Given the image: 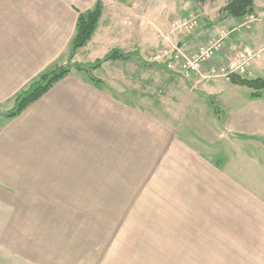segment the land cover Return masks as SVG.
I'll list each match as a JSON object with an SVG mask.
<instances>
[{
    "label": "crops",
    "instance_id": "0c3cea01",
    "mask_svg": "<svg viewBox=\"0 0 264 264\" xmlns=\"http://www.w3.org/2000/svg\"><path fill=\"white\" fill-rule=\"evenodd\" d=\"M101 1L97 29L76 51L72 63H94L87 62V55L99 46H92V41L112 31L106 29L109 23H103L107 5ZM226 2H196L198 28L194 36L182 42L186 48L202 43L220 29L239 25L240 19L218 20ZM94 4L95 0H0V109L8 107L5 113L12 110L16 96L39 74L53 65L66 64L78 13L91 10ZM253 4L254 14L260 18L255 23L259 28L255 29L253 49L264 52V0H253ZM122 12L125 15L114 32L116 49L129 54V59L105 62L93 70L99 83L82 71L72 70L17 117L0 123V264H29V260L55 264L54 258L58 261L69 250H76L66 241L74 240L71 233L74 235L78 216L76 203L102 201L104 170H116L120 177L123 171L127 180L133 179L137 200L147 193L142 199L149 207L163 201V221L149 232L146 245L137 248L151 250L149 257L163 259L165 264H264V197L238 187L232 179L234 173L228 166L224 170L226 163L219 158L221 145L230 151L234 143L231 135L241 133L228 132L219 144L214 131L190 136L180 130L182 126H176L187 111L181 117L164 112L167 117L163 118L141 108V83L136 80L140 61L146 62L141 51L157 49L162 42L157 39L153 19L142 21L134 19L132 11ZM141 26L152 30L138 46L140 41L134 44V34ZM241 43L231 36L223 55L215 61L220 63L249 48ZM262 55L249 67L247 79L264 77ZM142 64L148 76L143 80L146 89L160 91L163 102L173 108L195 102L197 114L207 110L199 92L221 103L227 91L247 88L231 81L200 86L196 78L185 80L162 66L156 68L157 64ZM160 74L163 82L157 84L155 78ZM125 81L126 87L120 86ZM261 99L262 93L251 97L250 103ZM221 105L228 113L229 104ZM229 118L222 117L221 122ZM139 186L143 188L138 190ZM122 200L116 197L117 218ZM45 234L47 242L43 240ZM12 235L21 246L13 247ZM41 244L54 252L40 256L36 249H44ZM13 251L20 259L13 258ZM72 260L65 257L58 264H73Z\"/></svg>",
    "mask_w": 264,
    "mask_h": 264
},
{
    "label": "rangeland",
    "instance_id": "374dc122",
    "mask_svg": "<svg viewBox=\"0 0 264 264\" xmlns=\"http://www.w3.org/2000/svg\"><path fill=\"white\" fill-rule=\"evenodd\" d=\"M96 1L98 0H95V3ZM105 3L107 5V9L104 14L103 23H109V26H107L106 29L109 28L112 31L111 33L103 34V37L98 38L97 36L94 38L91 45L93 46L95 44H99V46L98 49L90 51L87 55V62L91 63L101 59L112 49H116L118 39L114 32L116 29H119L118 27H120L119 25L121 24V19H123L122 17L125 15L122 10L132 11L134 13V19L136 17L137 19L143 21V19L149 17L155 21L157 39H159V41L161 40L162 46L157 49L155 48L154 50L149 49L144 50V52L141 51L146 60L151 58L160 59L163 55H165V50H167L169 54L170 52L176 51L175 47L181 53L189 55L190 52H193L197 47L204 44V42L216 37L218 32L221 30L227 31L230 34L229 37L223 41L221 51L215 53V59L220 54L223 55L225 43L231 36L236 40H241V45L249 46V48L244 49L261 51V55L263 54L262 59H264L263 50L253 49L256 48L255 36L257 35L255 29L259 28V26L255 23L260 20L259 17L255 16L254 12L251 15L254 16L257 21L255 20V23L251 27V31L239 28L242 21L250 17V15H247L240 18V23L235 28L231 30L220 29L215 35L206 38L202 43L193 47L191 46V48L189 45L186 48L182 42L194 36L198 28L197 17H195L196 0H105ZM144 14L146 15L143 16ZM188 17H192V19L194 18V21H196L195 32L186 38L183 37L178 39L170 37L167 39L169 37L170 23L174 20L185 19ZM214 25L217 27H226L224 24L220 25L215 23ZM150 26H141L135 29L134 44H136L137 40H139L140 44L138 46H140L146 41L147 34L152 30ZM242 50L237 51L233 56ZM233 56L228 57L226 60H221L220 63L214 61V63H211L213 67L211 65H206L200 70V72L194 71V73L190 74L189 78L191 80L196 78V83L200 84V86L209 85L211 83L218 84L222 82H229L225 81L217 70L212 73L210 71V66L212 67L211 69H213L217 68L218 65L227 64L229 60L234 58ZM255 61H253L252 64ZM146 62H144L143 59L140 61L141 64H139V68L141 71L139 76L136 78V80L138 79L141 83L139 84V102L141 108H147L153 112L155 111L156 115L163 118L164 116L167 117L164 112L167 114L175 112V114L181 117V115L183 113L185 114L187 111V115H182L183 117L180 118V122L176 123V126H182L180 130H183L190 136H201L205 131H214L216 133L214 134L216 135L214 136V140L220 142L219 144L224 142L223 137L229 136L228 132L241 133V135H231V137H234V143L231 145L230 151L223 150L224 145H221L219 158L224 160L227 164L224 165L226 166L224 170L228 166L231 173H234L232 179L235 183H237L238 187H241L248 193L264 197V90L261 92V101H253L251 103L250 100L253 90L249 88H242L235 93H229L227 91L224 98L221 100L219 99L221 103H219L217 98H209L203 92H199L205 99L206 107L209 112H207V110H197L199 112L197 114L195 112V102L188 103L186 106H177L176 108H173L172 105L168 106L166 102H163V94L159 93L160 91H156L154 87L151 90L145 88L143 80H147L148 76L143 72L144 68L142 67V63L145 64ZM56 66L61 65H53L45 71H51ZM155 66H157L156 68H161V66L163 67V65L159 66L158 64ZM101 69L100 71H102ZM100 71L96 74L98 77L101 75ZM137 71V73H139V70ZM162 76L163 74H160L159 76L156 75L155 79L157 84H161L160 82H163ZM232 78L234 77H231V80ZM123 80H125V78ZM262 80H264V77H262ZM121 83H126V81ZM120 86L126 87L124 84ZM151 103L153 105H151ZM221 104H229L228 113L224 110V107H222ZM7 108L8 107L6 106L1 108L0 113H5L4 110ZM214 108H218V112H216ZM249 112H251V115L247 114ZM242 113H246L247 116L243 117ZM228 116L230 118L227 122H221L222 117L226 119ZM200 119H202V121H200ZM209 125L213 126L214 130H212ZM208 127L210 129H208ZM232 147L234 149L233 151ZM119 173L120 172L116 170L103 171L102 201L76 203L78 216L77 219H75V227H73L74 235L71 233L74 240H70L68 238L66 239L69 245H75L74 247L76 250H69L66 252L65 256L66 259L72 260L70 253L73 254V264H165L163 259H154L152 255L149 257L148 252L152 253L151 250L137 249L138 247H142V245H146L147 241H149V237L151 236L149 232H152L153 229L160 226V223L163 221L162 214H160L163 211V201H157L155 204L156 206L152 205L149 207L148 201L142 199L148 195L147 193H145L140 200H137L135 186H133L134 180H127L126 176L122 175L123 171H121V177L119 176ZM119 184L120 190L118 189ZM142 188L143 186H139L138 190ZM116 197L123 199L118 206L120 207L119 214L121 213L118 218L116 215V206L118 205ZM131 208L136 209L131 210ZM89 215L91 220L88 217ZM47 236L48 235L46 234L44 235V242H47ZM28 237L31 238L32 235H28ZM12 241L13 247L15 245L17 247L22 245L21 243H18L19 240L16 239L15 235H12ZM55 242H58V239H56ZM184 242H186V239H184ZM52 245H54V243ZM41 246L44 247V249H36L40 256H49L54 252L53 249L49 250V247L46 246V244H41ZM15 257L19 258V256H17L13 251V258ZM65 257L58 258V261L54 258L55 264H58L59 260L64 259ZM27 262H29V264H34L31 260ZM12 263L21 264L19 261H13Z\"/></svg>",
    "mask_w": 264,
    "mask_h": 264
},
{
    "label": "trees",
    "instance_id": "16d2710c",
    "mask_svg": "<svg viewBox=\"0 0 264 264\" xmlns=\"http://www.w3.org/2000/svg\"><path fill=\"white\" fill-rule=\"evenodd\" d=\"M196 2L202 5L205 0H196ZM102 10V3L98 0L91 10L78 13L75 35L70 43V52L66 64L56 66L51 71H44L31 81L28 87L16 96L13 109L7 113H0V123L2 120H10L17 117L27 106L37 101L54 83L66 77L72 70L82 71L87 74L91 81L99 83L92 75L93 70L99 68L105 62L127 60L131 57L129 54H125L118 49H112L103 58L96 60L92 64L78 65L72 63L76 51L84 47L95 33L102 15ZM253 12V0H227L225 6L219 11L218 20L220 21L226 17L240 19ZM231 82L253 90L251 94L252 98L260 97L261 92L264 90V80L262 79L253 80L243 77H234ZM214 110L218 112L219 109L214 108Z\"/></svg>",
    "mask_w": 264,
    "mask_h": 264
},
{
    "label": "built area",
    "instance_id": "2783aa9c",
    "mask_svg": "<svg viewBox=\"0 0 264 264\" xmlns=\"http://www.w3.org/2000/svg\"><path fill=\"white\" fill-rule=\"evenodd\" d=\"M255 17L250 14L239 25L241 29L250 31L252 25L255 23ZM257 21V20H256ZM196 30V21L194 18L188 17L185 19L174 20L170 23L169 39L170 37L181 39L183 37L191 36ZM238 30V28H237ZM229 32L221 30L217 36L211 40H207L204 44L197 47L189 55L181 53L176 47L175 52L165 50V55L158 59H149V63H157L163 65L169 72L176 74L182 78L190 79L189 75L194 71L200 72L206 65H211L215 61V53L222 49V44L225 39L229 37ZM227 64L218 65L217 68L210 66V71L214 73L216 70L225 81H230L231 77L244 76L253 61L261 58V51H253L244 49L233 56Z\"/></svg>",
    "mask_w": 264,
    "mask_h": 264
}]
</instances>
